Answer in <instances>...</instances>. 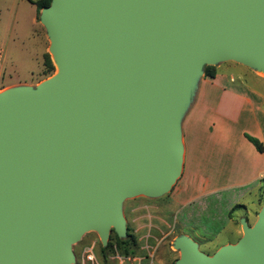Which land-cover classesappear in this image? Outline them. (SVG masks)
Listing matches in <instances>:
<instances>
[{
  "label": "water",
  "instance_id": "1",
  "mask_svg": "<svg viewBox=\"0 0 264 264\" xmlns=\"http://www.w3.org/2000/svg\"><path fill=\"white\" fill-rule=\"evenodd\" d=\"M60 74L0 94V264H71L89 230L126 235L124 199L180 176L181 118L206 66L264 72V0H52L41 11ZM212 257L264 264V206Z\"/></svg>",
  "mask_w": 264,
  "mask_h": 264
},
{
  "label": "rangeland",
  "instance_id": "2",
  "mask_svg": "<svg viewBox=\"0 0 264 264\" xmlns=\"http://www.w3.org/2000/svg\"><path fill=\"white\" fill-rule=\"evenodd\" d=\"M35 11V6L27 0H0V94L17 88H37L58 75L59 67L50 52L51 40L41 23V12ZM46 55L53 62V71L45 67ZM206 67H215V78L206 75ZM206 67L181 118L183 163L180 176L170 191L159 198L139 194L124 199L121 212L126 235L119 236L112 227L104 245L97 231H86L80 241L72 245L74 262L71 264H175L181 257L175 246L180 237L190 238L201 252L212 257L220 248L235 245L243 237L242 219L251 227L256 224L264 206V184L250 191L235 185L230 190L218 188L215 191L204 181H191L183 138L185 122L206 82L216 79L220 72L246 82L264 80V72L235 61ZM223 184L229 183H217L218 186ZM188 188L195 189L196 199L187 206L178 205L173 200L174 193ZM235 202L238 204L231 205ZM88 250L95 255V262L89 261ZM125 250L129 254H125Z\"/></svg>",
  "mask_w": 264,
  "mask_h": 264
},
{
  "label": "crops",
  "instance_id": "3",
  "mask_svg": "<svg viewBox=\"0 0 264 264\" xmlns=\"http://www.w3.org/2000/svg\"><path fill=\"white\" fill-rule=\"evenodd\" d=\"M246 134L264 145V80L246 82L220 72L204 84L184 125L185 162L191 181H204L215 191L230 190L234 185L245 191L259 188L264 178V152L259 153ZM219 182L229 184L218 186ZM195 194L194 188H188L174 193L173 200L187 206L196 199Z\"/></svg>",
  "mask_w": 264,
  "mask_h": 264
},
{
  "label": "trees",
  "instance_id": "4",
  "mask_svg": "<svg viewBox=\"0 0 264 264\" xmlns=\"http://www.w3.org/2000/svg\"><path fill=\"white\" fill-rule=\"evenodd\" d=\"M27 1L31 3L32 5L36 6L37 13H40L44 8L50 6L52 0H39V1L27 0ZM45 67L49 69L50 71L54 70V65L49 55L45 56ZM205 73L210 78H215L217 75L215 67H206ZM246 138L255 146V148L257 149L259 153L264 152V145L262 142H260V140L248 134H246ZM262 184H264V178L262 179ZM132 241L134 243L136 242L135 237L133 236H132ZM125 254H129V251L125 250Z\"/></svg>",
  "mask_w": 264,
  "mask_h": 264
},
{
  "label": "built area",
  "instance_id": "5",
  "mask_svg": "<svg viewBox=\"0 0 264 264\" xmlns=\"http://www.w3.org/2000/svg\"><path fill=\"white\" fill-rule=\"evenodd\" d=\"M86 254L88 256L89 261L95 262L96 258H95V255L93 254L92 250H88L86 252Z\"/></svg>",
  "mask_w": 264,
  "mask_h": 264
},
{
  "label": "bare ground",
  "instance_id": "6",
  "mask_svg": "<svg viewBox=\"0 0 264 264\" xmlns=\"http://www.w3.org/2000/svg\"><path fill=\"white\" fill-rule=\"evenodd\" d=\"M57 74H58V75L60 74V69H59V68H58Z\"/></svg>",
  "mask_w": 264,
  "mask_h": 264
}]
</instances>
